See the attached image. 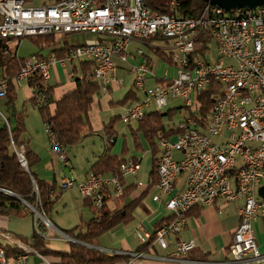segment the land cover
I'll use <instances>...</instances> for the list:
<instances>
[{"label":"built area","instance_id":"built-area-1","mask_svg":"<svg viewBox=\"0 0 264 264\" xmlns=\"http://www.w3.org/2000/svg\"><path fill=\"white\" fill-rule=\"evenodd\" d=\"M175 5V0L161 7H151L147 0H47L33 6L26 0H0L2 43L45 35L79 33L84 37L83 44L71 46L61 58L56 54L27 57L18 75L0 80V99L6 98L10 87L18 92L28 86L36 101L46 105L44 90L31 87L30 81L41 77L46 85L55 65L70 67L75 75L74 66L80 61L93 65L91 73L101 94H108L117 81L120 61L135 75L134 86L143 96L121 116L125 124L132 125L176 100H182L185 109L194 108L196 96L216 82L219 92L205 124L189 114L177 123L176 134L157 143L158 182L151 200L174 219L156 231L155 244L163 249L173 247L176 261L189 262L196 242L174 240L186 226L189 212L218 201L237 203L240 222L229 248L232 261L260 264L264 257L257 244L256 224L264 221V198L259 195L264 186V6L227 12L207 5L200 16L179 17ZM133 42L153 52H166L175 77L167 70L158 77L142 49L136 60L130 53ZM46 131L51 134L49 128ZM18 157L27 168L23 148ZM140 170V161L130 159L121 165L120 174L135 177ZM181 178L184 183L179 188ZM60 189L78 190L98 209L107 198L125 193L118 176L94 173L81 181L64 176ZM35 216L37 229L39 216ZM45 223L52 231L53 224ZM152 235L142 225L136 231L141 244ZM5 245L21 252L12 254ZM32 256L40 257L31 241L26 243L0 229V264H31ZM143 256L136 254L127 264H142Z\"/></svg>","mask_w":264,"mask_h":264},{"label":"trees","instance_id":"trees-1","mask_svg":"<svg viewBox=\"0 0 264 264\" xmlns=\"http://www.w3.org/2000/svg\"><path fill=\"white\" fill-rule=\"evenodd\" d=\"M29 1V0H26ZM148 4L155 6V0H147ZM175 13L179 17L200 16L207 6L201 0H175ZM64 37V36H62ZM40 51L49 50L50 54L63 57L71 47L65 44L64 47L57 48L58 40L55 35H45L40 37H29ZM5 43L0 44V68L2 79L11 80L23 69L26 57L7 54ZM42 56L40 52H35ZM157 57L172 65L168 54L164 51H155ZM45 58V57H44ZM93 65L89 62H77L74 68L75 88L63 95L61 98L54 97L56 86L45 85L41 77L30 81V86L38 85L44 90L46 95V105H40L35 96L25 101L22 110L16 109L18 93L10 87L6 96L7 115L0 116V189L8 190L24 199L27 203L36 207L47 219H50L55 201L52 199L54 186L40 178L37 167L41 162V157L32 149L30 144L22 139L27 132V103L38 108L42 122L46 129L49 128L50 140L59 148L60 154H65L66 149L82 144L89 136L94 135V130L90 123V112L94 99L101 93V86L95 80L91 71ZM219 92L216 82H212L195 99L196 106L187 109L189 114L196 120L205 124L211 113L215 99ZM139 100L136 88L126 93L124 98L114 106H130ZM182 108H176L172 112L162 113L151 111L138 123V127L132 130L135 149L137 152L148 150L152 153V168L149 175L148 187L135 199L130 198L136 185H126L125 177L120 174V167L126 161L138 157L129 158V148L124 140L120 155H114L113 151L117 144V132L114 122L105 125L104 133L108 137L110 147L102 152L90 165L88 173L97 176H118L124 186L125 193L119 198H107L103 208L94 206L91 199H85V206L89 207L94 217L89 221L82 220L70 232L63 230L67 236L73 239L68 241L67 250L54 249L49 245L48 235L52 232L46 223L38 218L37 229L34 228L32 237L15 235L24 242L32 243L33 250L41 257L52 261V264H127L131 258L119 254H110L99 250V240L102 236L111 232L118 226L131 224L135 217L134 212L143 204V201L150 196L152 190L158 182L157 162L160 156L158 141L169 138L178 132L177 123L174 118L181 113ZM6 118V120L4 119ZM25 150L27 168H25L18 157L21 149ZM112 202L113 208L109 206ZM0 216L5 218H27L35 219V213L20 200L0 190ZM173 215L163 217L153 226V235L149 242L142 244L138 251L143 254H150L156 250L155 233L164 224L171 222ZM2 230V229H1ZM6 231V230H3ZM50 231V232H49ZM5 248L12 254L21 252L19 248L5 245ZM264 264V260L260 263Z\"/></svg>","mask_w":264,"mask_h":264},{"label":"crops","instance_id":"crops-1","mask_svg":"<svg viewBox=\"0 0 264 264\" xmlns=\"http://www.w3.org/2000/svg\"><path fill=\"white\" fill-rule=\"evenodd\" d=\"M139 49H142L144 51L146 57H148L151 68L157 75L156 69L158 68L159 63L154 62L153 64H151L152 60L158 59L155 51H151L147 46L142 45L138 42H133L130 48V53L136 58V60L139 58L137 52ZM148 49L149 53L147 51ZM39 52L44 57H48L51 55L49 53V50ZM117 62L119 67L116 75L117 81L114 83L113 87L110 88L108 94L100 93V95L96 96L94 99V104L90 112V123L95 134L89 136L82 142V144H80L82 145L81 148L87 151V154L89 153V155L86 158L87 163L84 167V172L79 174L78 178L75 177L78 181L84 180L86 178L90 165L102 152L110 147V145L108 144V137L104 133L105 125L110 122H114L118 137L114 140V142L117 140V144L114 148L113 154H121V147H119V144L121 141L124 142V140H122V138H120L118 134L117 125L119 122L124 123L121 120V116L127 106H114V104L122 100L128 91L135 88V75L131 73L127 65L121 63L120 61ZM168 66L175 73V68L169 64ZM69 68L70 67L62 68L59 65H55L51 69V78L47 84L49 86H56L54 90V97L56 99L61 98L63 95L75 88V83L73 80L74 75L72 74V69ZM169 70L167 71L170 74ZM119 72H123V74L126 75L119 78ZM130 77H132V87L129 89L126 87V84ZM1 79L2 77L0 78V80ZM121 92L122 95H120L118 98H115V95ZM17 93L18 99L20 93L24 94L27 100H29L33 95L30 87L28 86H24ZM138 98L139 100L143 98V96L139 92ZM0 100H4V103L0 102V116L2 117L7 115L6 98ZM33 107L37 108L35 106ZM42 124L46 131L45 124L43 122ZM45 131L44 133L33 131L31 126H28V130L22 136V139L30 144L32 149L41 157L42 165L44 164L47 168V171H40V177L50 185L54 186L55 190L52 194V199L55 201V206L68 194L67 191H62L60 189V182L64 176H67L66 168H70L71 171H75L74 160L76 161L77 151L71 149L72 147L67 148L66 153L64 154V156L66 157V161H64V163L61 162L62 165L60 168H58L59 160L56 155V153H58L57 148L50 140L47 131L46 133ZM144 147L147 148L145 145ZM125 182L127 186L132 184L136 185L135 190L130 196V198L132 199L138 198L148 187V183L146 185L141 184L140 186H138L135 180L131 181L127 177H125ZM183 183V178L179 179L177 181L178 187L182 188ZM140 188L143 189L140 190ZM79 194L80 193H78V196L80 197L81 195ZM152 194H154V189L152 190L150 196L147 197L143 201V204L136 210V212H134L135 219L131 224L118 226L117 228L100 238L99 246L97 247L99 250L105 251L110 254L128 256L131 259L134 258V255L140 254L138 248L142 244L136 236V231L138 230V228L142 225L146 231L152 233L154 224L161 220L163 217L168 216L167 212L162 206L152 202ZM84 201V198L81 197V200L79 198V204L81 208L89 209V216L86 218L83 216V214H81L80 222L82 220L89 221L94 217L93 212L89 207L85 206ZM109 206L113 208L112 202L109 203ZM49 221L53 224L54 228L58 230L64 237L63 239H56L52 243L49 241V245L54 249L67 250L68 245L66 243L68 240L65 237L69 236H67L65 232H63L62 228L54 220ZM239 222L240 217L238 213L237 203H225L223 201H218L214 206L210 207L196 206L187 215L186 226L184 227V229L178 236L174 238L175 241L194 240L196 242L197 247L191 253L189 262L176 261L174 259L175 251L173 247H170L169 249H163L158 245L155 251L150 254H144V256L140 260L142 261V264H238L232 261L229 248ZM9 223V218L0 216V229L6 230L13 235H19L9 230ZM256 236L260 254L264 257V221H259L256 224ZM31 264H52V261L40 256L36 257L34 263L32 262ZM122 264H125V262H122Z\"/></svg>","mask_w":264,"mask_h":264},{"label":"rangeland","instance_id":"rangeland-1","mask_svg":"<svg viewBox=\"0 0 264 264\" xmlns=\"http://www.w3.org/2000/svg\"><path fill=\"white\" fill-rule=\"evenodd\" d=\"M45 1L47 0H32L29 3L33 6H41ZM171 0H155V6L156 7H161L165 5H169ZM58 40V45L57 48L64 47L65 44H68L70 46H75V45H81L84 43V37L82 34L79 33H74V34H69L64 37L62 36H57ZM7 49L6 53L7 54H12V55H18L20 57H29L30 55L33 54V52H39V48L36 47L32 43V41L29 38H25L23 40H15L12 43H7L6 44ZM149 53V49L147 50ZM154 62L159 63L158 68L156 69L157 76L158 77H163L164 72L166 70L170 71V76L171 78L175 77V73L172 71V69L168 66L167 63H165L163 60L154 59L151 61V64ZM71 69V68H69ZM2 75V70L0 68V78ZM126 74H123V72H119V78L123 77ZM153 84V82H152ZM127 88L132 87V77L129 78L127 84ZM120 95H122V92L115 95V98H118ZM27 100L26 96L22 93L19 94V99L16 103V109L17 110H22L24 106V102ZM0 102L4 103V100H0ZM185 104L183 103L182 100H176L172 102L168 107H166L164 110H162V113H169L170 111L174 110L175 108H182L181 113H178L175 118H174V123H179L181 120H183L184 117L189 116V111L184 108ZM155 110V107L152 108ZM151 109V110H152ZM26 126L28 130V126H31L33 131L37 132H43L45 131V128L43 127L42 120L40 117V114L37 110V108H34L31 104L27 103V119H26ZM138 127V124L133 123L131 126L124 124L122 122H119L117 125V131L122 138V140L126 141L127 147L129 148V154L130 157L136 155L141 161V170L138 173L137 176H128L127 178L129 180H135V182L140 186L141 184H147L148 183V178L150 175V171L152 168V153L148 150V147L145 148L144 151L137 152L135 149L134 145V140L132 136V130L136 129ZM46 133V131H45ZM123 142L121 141L119 144V147L122 148ZM82 145L78 146H73L71 149H74V151H77V158L75 162V171H71L70 168H66L67 172V177L76 180L75 177L78 178V175L84 172V167L86 166V158L88 157L89 153L87 154V151L83 150ZM58 157V168L61 167L62 163L66 161L65 159L62 158L58 153H56ZM42 161V160H41ZM62 162V163H61ZM37 170L40 175V171H47V168L45 165L40 162L39 166L37 167ZM52 170V169H50ZM58 171V170H57ZM54 172V171H53ZM52 172V173H53ZM44 174V173H43ZM42 175V174H41ZM41 178V177H40ZM61 183V182H60ZM143 188H140L142 190ZM68 194L61 199L53 208H52V215L50 216L51 220H54L61 228L62 230H66L70 232L73 230V228L80 222V217L81 214H83L84 217L89 216V209L81 208L79 204V198L81 200L82 196H78V191L76 189H71L67 191ZM70 192V193H69ZM80 195V194H79ZM40 218V217H39ZM41 219V218H40ZM44 221V220H43ZM34 225H35V219L31 217L27 218H12L10 219L9 223V230L11 232L17 233L19 235L25 236V237H32L34 233ZM63 235L56 230L55 228L52 229V232L48 235V241L51 243L54 242L56 239H63ZM67 239V238H66ZM68 240V239H67ZM69 241V240H68ZM67 241V243H68ZM66 243V244H67ZM36 257L32 256L30 262L34 263Z\"/></svg>","mask_w":264,"mask_h":264},{"label":"water","instance_id":"water-1","mask_svg":"<svg viewBox=\"0 0 264 264\" xmlns=\"http://www.w3.org/2000/svg\"><path fill=\"white\" fill-rule=\"evenodd\" d=\"M201 1L205 2L206 4H211V5L223 8L227 12H231V11L238 10V9L255 10L257 8L264 6V0H201ZM0 44H2L1 41H0ZM0 190L20 200L22 203H24V205L29 207L36 215H38L42 220L50 223V221L46 219L45 216L42 215L36 207H33L32 205H30L24 199L20 198L19 196L12 193L11 191L2 190V189ZM259 195L262 198H264V186L259 188Z\"/></svg>","mask_w":264,"mask_h":264},{"label":"bare ground","instance_id":"bare-ground-1","mask_svg":"<svg viewBox=\"0 0 264 264\" xmlns=\"http://www.w3.org/2000/svg\"><path fill=\"white\" fill-rule=\"evenodd\" d=\"M207 5H211V4H207ZM213 6V8H220V7H217V6H214V5H212ZM223 10H225V9H223Z\"/></svg>","mask_w":264,"mask_h":264}]
</instances>
